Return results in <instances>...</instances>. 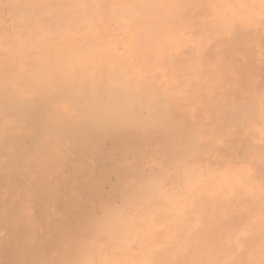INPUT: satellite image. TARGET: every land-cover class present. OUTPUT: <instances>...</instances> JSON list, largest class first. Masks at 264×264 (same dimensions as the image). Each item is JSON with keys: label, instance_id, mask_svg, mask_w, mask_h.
Masks as SVG:
<instances>
[{"label": "bare ground", "instance_id": "6f19581e", "mask_svg": "<svg viewBox=\"0 0 264 264\" xmlns=\"http://www.w3.org/2000/svg\"><path fill=\"white\" fill-rule=\"evenodd\" d=\"M0 264H264V0H0Z\"/></svg>", "mask_w": 264, "mask_h": 264}]
</instances>
